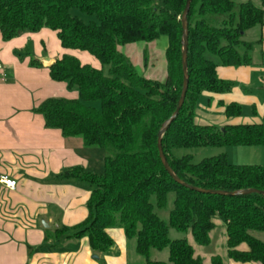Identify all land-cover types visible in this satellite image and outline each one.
Instances as JSON below:
<instances>
[{
  "label": "trees",
  "instance_id": "1",
  "mask_svg": "<svg viewBox=\"0 0 264 264\" xmlns=\"http://www.w3.org/2000/svg\"><path fill=\"white\" fill-rule=\"evenodd\" d=\"M236 5L232 0H193L189 9V88L177 119L162 138V149L175 175L188 185L215 191L255 189L264 192V167L237 166L226 155L193 163L190 155L177 158L175 150L204 147L264 146V124L226 125L223 129L195 122V109L203 93L226 94L235 84L221 80L218 65H251L252 43L246 33L264 26V0ZM187 0H0V34L7 43L23 33L42 29L54 32L63 51L86 53L100 69L63 54L51 65L55 83L77 88L79 99H48L36 113L47 129L78 138L86 147L104 151L101 174L81 167L66 170L61 183L78 181L92 189L88 216L75 227H59L56 241L88 238L95 253L114 246L108 229L124 230L135 241L146 264H203L187 240L169 239L171 229L190 232L203 247L211 243L214 220L226 225L227 257L242 264H264V196L225 197L201 194L177 184L164 169L158 150V133L174 113L183 89V29L181 18ZM96 16L84 23L72 10ZM165 37L167 78L164 83L141 77L118 47L152 43ZM217 57L213 62L207 55ZM34 65V62H33ZM106 68V71H105ZM99 102L101 109L88 105ZM228 118L240 117L242 107L228 105ZM173 207L167 220L169 196ZM49 240L47 236L46 241ZM246 244L248 251L238 248ZM169 250V262H153L152 251ZM212 264H223L213 257Z\"/></svg>",
  "mask_w": 264,
  "mask_h": 264
},
{
  "label": "crops",
  "instance_id": "2",
  "mask_svg": "<svg viewBox=\"0 0 264 264\" xmlns=\"http://www.w3.org/2000/svg\"><path fill=\"white\" fill-rule=\"evenodd\" d=\"M244 40L253 44L251 65H218V77L233 82L235 87L226 94L203 93L195 109L196 124L219 129L264 124V89L260 90L264 86V26L248 31ZM163 49L166 59L168 41ZM63 54L100 69V64L86 53L63 51L50 30L23 33L7 43L0 34V177L17 183L15 191L0 187V264H146L136 252L135 241L128 240L120 228L106 231L114 242L108 253L93 252L88 238L55 239L59 227H75L86 220L92 191L86 183H61L59 176L77 167L95 174H101L104 168L101 153L86 149L81 139H66L61 131L47 129L44 117L35 112L48 99H79L76 89L50 79L48 68ZM233 103L242 107V114L228 118L225 109ZM244 106L251 108V115ZM200 111L209 114L203 116ZM214 223L210 245L217 229L223 228L226 235L225 222L215 219ZM261 235L255 236L264 242ZM238 250L249 248L242 244ZM223 264L242 263L226 257Z\"/></svg>",
  "mask_w": 264,
  "mask_h": 264
},
{
  "label": "rangeland",
  "instance_id": "3",
  "mask_svg": "<svg viewBox=\"0 0 264 264\" xmlns=\"http://www.w3.org/2000/svg\"><path fill=\"white\" fill-rule=\"evenodd\" d=\"M237 6L246 3L248 0H232ZM256 6H260V2L258 0H253ZM71 15L73 17H77L82 20L84 23L89 24L91 22H98L96 16H90L84 13H81L79 10H72ZM258 29L255 30L254 33H257ZM249 39L250 37L247 36ZM167 38L161 37L157 41L153 43H134L130 45L120 46L118 47L119 51L123 52L132 63V66L136 70V72L143 78L149 80H158V82H164L167 75V63L165 59V52L163 47L167 43ZM131 54L132 58L128 55ZM209 60L213 62H217V57L212 56L210 54L207 55ZM258 59L257 57H255ZM260 60V59H259ZM153 66V67H152ZM262 68L261 66H257ZM154 69V70H153ZM106 71V68H105ZM151 76V77H149ZM258 76V75H257ZM263 76V75H262ZM260 75L258 76L259 79ZM264 77V76H263ZM260 80V79H259ZM77 88H73L72 90ZM264 86L260 89L263 91ZM260 91L259 93H262ZM89 106L96 108L97 110L101 109V104L99 102H91L88 103ZM243 110L248 112V115H251V108L246 106L243 107ZM200 113L204 115H208L209 112L200 111ZM217 116V114H215ZM86 149L88 147L85 146ZM91 151L97 153H101L105 156L103 150L98 147L89 148ZM99 151V152H98ZM190 155L193 157V163L198 164L205 159L217 157L220 155H226L228 162L232 165L237 166H261L264 167V146H254V147H229V148H219V147H204V148H192V149H180L174 151V156L177 158H182L183 156ZM97 161L96 157H92ZM98 163V162H97ZM96 163V164H97ZM102 165V164H101ZM90 187L88 184H86ZM174 195L169 196V203L167 207V211H159V216L167 220L168 212L173 207ZM222 221L221 218H216ZM223 228L217 229L212 234V244L207 247H203L198 245L192 234L190 232H181L178 230L171 229L169 231V239L172 241L176 240H187L195 251L196 256H199L203 264H211L213 257H221L225 259L227 257V248H226V235L222 234ZM264 237V234L261 235ZM169 250L165 249L163 251H152L150 254V258L153 262H169Z\"/></svg>",
  "mask_w": 264,
  "mask_h": 264
},
{
  "label": "water",
  "instance_id": "4",
  "mask_svg": "<svg viewBox=\"0 0 264 264\" xmlns=\"http://www.w3.org/2000/svg\"><path fill=\"white\" fill-rule=\"evenodd\" d=\"M193 0H187L185 10L183 12L181 22H182V29H183V51H182V69H183V89L181 92L180 99L178 101L177 107L172 114V116L165 121V123L162 125L159 133H158V150H159V156L162 162V165L166 172L169 174V176L179 185H181L184 188H187L189 190L205 194V195H215V196H225V197H242V196H247L250 194H260L264 196L263 191L255 190V189H250V190H245V191H236V192H226V191H215V190H204V189H199L192 187L188 185L187 183L183 182L180 180L173 170L171 169L167 158L165 157L162 149V138L163 136L167 133L169 130L170 126L172 123L177 119L182 107L184 106V103L186 101L187 93H188V88H189V75H188V44H189V23H188V14H189V9L191 6Z\"/></svg>",
  "mask_w": 264,
  "mask_h": 264
},
{
  "label": "built area",
  "instance_id": "5",
  "mask_svg": "<svg viewBox=\"0 0 264 264\" xmlns=\"http://www.w3.org/2000/svg\"><path fill=\"white\" fill-rule=\"evenodd\" d=\"M0 69H2L1 65H0ZM16 186H17L16 181L10 179L9 177L7 176L0 177V187H5L8 190L15 191Z\"/></svg>",
  "mask_w": 264,
  "mask_h": 264
}]
</instances>
